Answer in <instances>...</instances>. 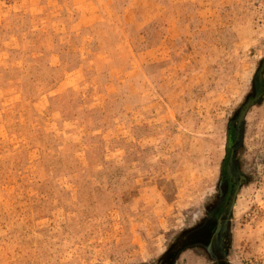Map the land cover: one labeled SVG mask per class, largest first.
<instances>
[{
  "label": "rangeland",
  "instance_id": "rangeland-1",
  "mask_svg": "<svg viewBox=\"0 0 264 264\" xmlns=\"http://www.w3.org/2000/svg\"><path fill=\"white\" fill-rule=\"evenodd\" d=\"M0 264H264V0H0Z\"/></svg>",
  "mask_w": 264,
  "mask_h": 264
}]
</instances>
